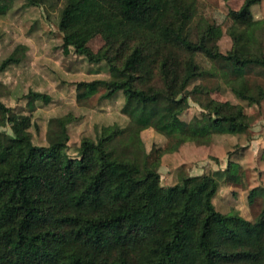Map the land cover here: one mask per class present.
Returning a JSON list of instances; mask_svg holds the SVG:
<instances>
[{"label":"trees","instance_id":"16d2710c","mask_svg":"<svg viewBox=\"0 0 264 264\" xmlns=\"http://www.w3.org/2000/svg\"><path fill=\"white\" fill-rule=\"evenodd\" d=\"M24 7L60 4L58 31L62 49L90 64H105L106 80L84 83L83 99L103 91L101 100L121 94L139 108V117L111 130L96 129L69 154L67 125L58 120L64 139L35 145L31 115L0 119V264H264V209L251 223L218 212L212 199L213 174L184 176L163 186L161 159L178 150L183 139L208 145L213 135H237L249 129L241 105L218 101V89L190 85L216 78L196 62L201 55L219 65L221 79L236 100L260 106L264 86V19L251 8L264 0H244L228 10L221 24H209L196 41L187 25L197 0H14ZM226 34L231 49L222 54ZM100 37L93 52L88 43ZM17 52L0 63V74L21 61ZM31 97L47 104L38 93ZM201 108L204 134L195 137L197 121L180 132L182 100ZM5 115L10 109L0 103ZM153 131L167 145L147 142ZM231 164L220 172L226 174ZM142 174L141 178H137ZM230 182V178L226 183ZM257 187L250 191L253 203Z\"/></svg>","mask_w":264,"mask_h":264},{"label":"rangeland","instance_id":"374dc122","mask_svg":"<svg viewBox=\"0 0 264 264\" xmlns=\"http://www.w3.org/2000/svg\"><path fill=\"white\" fill-rule=\"evenodd\" d=\"M243 1L197 0L194 15L187 25L189 40L195 42L197 35L209 24H221L228 10L239 9ZM60 7V4L24 7L19 1L0 0V63L14 52L22 56L19 64L0 74V103L10 109L7 115L0 111V119L31 115L36 125L29 130L33 143L48 147L63 141L64 133L58 120L71 115L74 121L67 125L66 135L72 156L83 138L95 140L96 129L111 130L116 124L125 125L136 120L140 107L121 94L111 100H101L103 91L83 99L84 83L108 79L109 70L105 64H90L72 51L64 54L62 35L58 31ZM251 13L255 20L264 19V1L253 6ZM102 46L99 36L88 43L93 52ZM218 47L222 54L231 49V40L226 34L218 41ZM196 62L202 69L214 71L217 77L196 80L189 90L199 84L218 89L211 97L241 105L248 117L249 129L241 130L237 135H213L205 146L183 139L176 152L161 159V184L173 186L184 176L219 172L214 176L218 184L212 199L214 208L226 216L236 215L253 223L264 209L262 191H257L253 203L249 204L250 191L264 188V102L253 106L236 100L219 77V65L213 66L201 55L196 56ZM249 79L264 86V78L256 77L255 73L249 74ZM31 93L45 95L49 102L35 100ZM179 109L182 113L180 132L186 135L189 123L196 119L198 129L194 136H203L201 108L188 99L182 100ZM0 132L10 134L8 126L0 128ZM145 138L149 144L167 145V140L153 131L145 133ZM253 141L260 143L261 155L255 146L249 154L248 147H243ZM229 162L238 166V170L232 167L228 173L221 174ZM142 176L140 174L137 178ZM228 178L230 182L226 183Z\"/></svg>","mask_w":264,"mask_h":264},{"label":"crops","instance_id":"0c3cea01","mask_svg":"<svg viewBox=\"0 0 264 264\" xmlns=\"http://www.w3.org/2000/svg\"><path fill=\"white\" fill-rule=\"evenodd\" d=\"M254 146L256 147L255 149H258L257 152H259V155H261V151H262V150H261V151L259 150V149H260V143H259V142L257 143V142H255V141H253V142H251L250 144H246V145L243 146V147H244V148L248 147V150H249V151H248L247 153L249 154V152H251V150L254 149ZM258 147H259V148H258ZM252 151H253V150H252ZM253 155H254V156H257V154H255L254 152H253ZM259 155H258V156H259ZM257 158H258V157H257Z\"/></svg>","mask_w":264,"mask_h":264}]
</instances>
